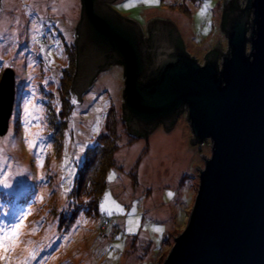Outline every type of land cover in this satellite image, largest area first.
<instances>
[{"label": "rangeland", "instance_id": "1", "mask_svg": "<svg viewBox=\"0 0 264 264\" xmlns=\"http://www.w3.org/2000/svg\"><path fill=\"white\" fill-rule=\"evenodd\" d=\"M221 1L116 0L111 8L143 31L152 18L169 19L184 51L202 64L218 43L227 50ZM81 9L80 0H0V76L6 68L15 74L13 112L0 137V264H161L210 155L208 140L190 143L185 112L167 133L163 125L145 138L127 133L121 65L100 72L77 102L71 93V102L63 100ZM112 118L114 166L97 212L88 214L77 208L87 202L76 196L78 168Z\"/></svg>", "mask_w": 264, "mask_h": 264}, {"label": "water", "instance_id": "2", "mask_svg": "<svg viewBox=\"0 0 264 264\" xmlns=\"http://www.w3.org/2000/svg\"><path fill=\"white\" fill-rule=\"evenodd\" d=\"M80 1L70 87L75 101L100 72L119 63L121 110L132 131L149 134L162 124L167 133L185 112L190 143L210 142L186 224L161 264H264V0H233L240 6L224 24L227 52L204 61L207 52L202 64L178 44L177 31L163 26H173L169 19H150L146 29L157 25L144 32L111 8L116 0ZM212 50L223 52L219 43ZM14 102L15 74L6 68L0 137Z\"/></svg>", "mask_w": 264, "mask_h": 264}, {"label": "trees", "instance_id": "3", "mask_svg": "<svg viewBox=\"0 0 264 264\" xmlns=\"http://www.w3.org/2000/svg\"><path fill=\"white\" fill-rule=\"evenodd\" d=\"M234 9L240 6L237 1H233ZM228 21L225 20L224 24ZM224 29V26H223ZM178 44L183 48V44L180 38L176 39ZM143 45L146 47L147 51H150V43L149 38L143 41ZM184 49V48H183ZM69 56L70 61L72 63V69L68 72V78L70 85L72 83V78L75 71V44H73L72 49L69 48ZM227 52V51H226ZM226 52H221L219 50L209 51L205 56L206 60H218L222 57ZM148 61H150L148 55ZM121 65L119 63H115ZM113 65V64H112ZM111 66V65H110ZM122 66V65H121ZM67 84V86H69ZM71 94L68 91L67 96L64 101L67 103L71 102ZM72 105V104H71ZM70 105V106H71ZM129 118L123 113L122 109V122L125 124V127L129 128ZM107 131L100 135L94 145L89 146L88 149L83 153V157L81 160V164L78 168V185L76 190V196L79 194L83 195L87 198V202L83 205H77V208H84L88 214H92L97 212V206L101 199V196L106 188V177L108 171L114 166V158L113 155L118 149L117 144V135L115 133L116 123L114 119L108 120V123L105 124ZM110 130V132H109ZM149 130L145 132L143 135H147ZM136 134V133H135ZM199 143V141L197 142ZM95 211V212H94ZM74 213L71 215V218L74 217ZM71 221V220H69ZM167 241H165L166 243ZM164 243V244H165Z\"/></svg>", "mask_w": 264, "mask_h": 264}, {"label": "flooded vegetation", "instance_id": "4", "mask_svg": "<svg viewBox=\"0 0 264 264\" xmlns=\"http://www.w3.org/2000/svg\"><path fill=\"white\" fill-rule=\"evenodd\" d=\"M233 11H234V6H233V0H227V2H224V5H223V7H222V11H221V14H220V24H221V30H222V32H223V34L225 35V33H224V30H223V26H224V22H225V20L227 19V20H230L231 19V16H232V14H233ZM79 23V22H78ZM78 25V24H77ZM77 25H76V27H77ZM157 24H154V26L152 27V28H150V29H147V31H151V29H153L155 26H156ZM168 26H166V24L165 25H163L166 29H168V31L170 32V33H172V32H176V30L174 29V27L170 24V23H168L167 24ZM74 32H75V35H76V28H75V30H74ZM144 32H146V30L144 31ZM145 36H147V35H145ZM76 38V37H75ZM178 38H180L179 36H178ZM73 44H75V41H74V43ZM204 61H205V57H204ZM69 92L71 93V91L69 90ZM72 94V93H71ZM158 125H162V124H158ZM132 131V130H131ZM132 133H134L135 134V132L134 131H132ZM137 137H145V135H143V134H135Z\"/></svg>", "mask_w": 264, "mask_h": 264}, {"label": "snow or ice", "instance_id": "5", "mask_svg": "<svg viewBox=\"0 0 264 264\" xmlns=\"http://www.w3.org/2000/svg\"><path fill=\"white\" fill-rule=\"evenodd\" d=\"M141 2H142V3H145V4H148V5L151 6V5L158 4V3H159V0H141ZM129 6H131V5H125V7H129ZM210 7H211L210 4H205L204 8L201 9V12L198 13L197 15H198V16L202 15V14H203L205 11H207V9L210 8ZM111 178H112V177L110 176V179H111ZM18 228H19V225L17 226V229H13V230H12L11 234L6 233V234H5V240L10 239V235H11V236H15V235L17 234V230H18ZM130 231H131V229H130ZM117 247H119V245H118ZM4 251H5V252H8V251H9V246H8V245H5V246H4ZM30 255H31V254H30Z\"/></svg>", "mask_w": 264, "mask_h": 264}, {"label": "built area", "instance_id": "6", "mask_svg": "<svg viewBox=\"0 0 264 264\" xmlns=\"http://www.w3.org/2000/svg\"><path fill=\"white\" fill-rule=\"evenodd\" d=\"M202 142H204V141H201V142H199V143L201 144Z\"/></svg>", "mask_w": 264, "mask_h": 264}, {"label": "bare ground", "instance_id": "7", "mask_svg": "<svg viewBox=\"0 0 264 264\" xmlns=\"http://www.w3.org/2000/svg\"><path fill=\"white\" fill-rule=\"evenodd\" d=\"M85 233V232H84Z\"/></svg>", "mask_w": 264, "mask_h": 264}]
</instances>
